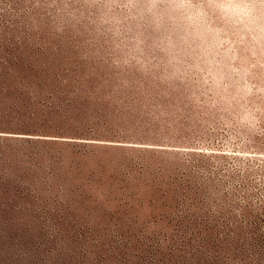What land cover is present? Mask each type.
<instances>
[{
    "label": "rangeland",
    "instance_id": "374dc122",
    "mask_svg": "<svg viewBox=\"0 0 264 264\" xmlns=\"http://www.w3.org/2000/svg\"><path fill=\"white\" fill-rule=\"evenodd\" d=\"M0 264H264V0H0Z\"/></svg>",
    "mask_w": 264,
    "mask_h": 264
},
{
    "label": "crops",
    "instance_id": "0c3cea01",
    "mask_svg": "<svg viewBox=\"0 0 264 264\" xmlns=\"http://www.w3.org/2000/svg\"><path fill=\"white\" fill-rule=\"evenodd\" d=\"M3 133H0V135H2Z\"/></svg>",
    "mask_w": 264,
    "mask_h": 264
}]
</instances>
